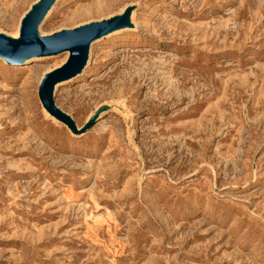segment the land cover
<instances>
[{"label": "rangeland", "instance_id": "rangeland-1", "mask_svg": "<svg viewBox=\"0 0 264 264\" xmlns=\"http://www.w3.org/2000/svg\"><path fill=\"white\" fill-rule=\"evenodd\" d=\"M127 10L52 93L80 134L38 96L67 55L0 61V264H264V0H56L39 33Z\"/></svg>", "mask_w": 264, "mask_h": 264}, {"label": "water", "instance_id": "water-1", "mask_svg": "<svg viewBox=\"0 0 264 264\" xmlns=\"http://www.w3.org/2000/svg\"><path fill=\"white\" fill-rule=\"evenodd\" d=\"M54 3L55 0H39L34 4L21 21L17 40L0 35V57L8 63H20L28 58L56 55L68 51L67 62L44 76L39 86L38 96L43 109L50 116L67 126L73 134H80L83 131H78L75 124L53 106L51 88L57 82L70 80L78 75L87 60L88 44L114 28H126L131 11H125L119 18L63 31L45 38H37V25Z\"/></svg>", "mask_w": 264, "mask_h": 264}, {"label": "bare ground", "instance_id": "bare-ground-1", "mask_svg": "<svg viewBox=\"0 0 264 264\" xmlns=\"http://www.w3.org/2000/svg\"><path fill=\"white\" fill-rule=\"evenodd\" d=\"M38 1H39V0H38ZM55 2H56V0H55ZM36 3H37V2H36ZM36 3H35V4H36ZM50 10H51V7L45 12L44 16L42 17V19L40 20V22H39L38 25H37V28H36V32H37V33H36V36H37V38H41V37H42V35L39 33V28H40L41 25L44 23V21L47 19ZM29 11H30V10H29ZM29 11H28V12H29ZM26 14H27V13H26ZM126 25H127L126 28H123V27L114 28V29H112L111 31L105 33L104 35L99 36V37L95 38L94 40H92V41L88 44V47H87V56H88V54H89V50H90L91 46H92L95 42H97V41H99L100 39H102L103 37H109V36L115 35V34H117V33H120L121 31L127 30V29H129V28H130V29H131V28H136L135 22L132 21V13H131V12H130L128 18H127V24H126ZM5 36H6L7 38H9V39H12V40H17V39L19 38L18 33H17V35H10V36L5 35ZM60 54H65V55H67L65 62L62 64V65H64V64L67 62L68 58H69V52H68V51H65V52L58 53V54H56V55H60ZM51 56H53V55L32 57V58L25 59V60H23V61L20 62V63H8L5 59H3V58L0 57V61L4 62V63H6V64H12V65L22 66V65H26V64H27L28 62H30V61H33V60L36 61V60H41V59H47L48 57H51ZM86 59H87V58H86ZM62 65H60V66H58V67H56V68H54V69L48 71V72L46 73V75L49 74L50 72H52L53 70H55V69L61 67ZM43 78H44V77H43ZM43 78H42V80H43ZM68 81H70V80H66V81H61V82H57V83H55V84L52 86V88H51V93H53V91H54L57 87H59L60 85L66 83V82H68ZM45 113L48 115V113H47L46 111H45ZM50 117L53 119V121L55 120V118H53L52 116H50ZM55 121H56V120H55Z\"/></svg>", "mask_w": 264, "mask_h": 264}]
</instances>
